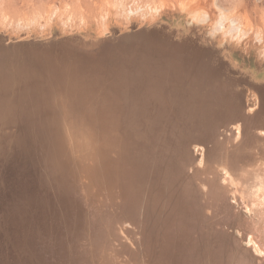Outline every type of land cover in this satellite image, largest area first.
<instances>
[{
  "label": "water",
  "instance_id": "1",
  "mask_svg": "<svg viewBox=\"0 0 264 264\" xmlns=\"http://www.w3.org/2000/svg\"><path fill=\"white\" fill-rule=\"evenodd\" d=\"M185 24L184 27H174L160 21L140 25L131 23L115 38L109 35L110 32L93 39H86L78 34L58 36L54 42L56 48L58 44L72 42L74 46L80 45L75 47L84 54L79 56V59L76 57L77 61L75 58H69L67 62L68 57L56 53L59 55L56 60L60 70L57 71L54 83L56 92L51 99V104L56 105V111L51 112L53 115L60 113L56 123H64L61 114L66 116L85 112L82 110L88 104L86 100L89 102L98 95L101 98L105 96L106 99L115 97L117 100H111L112 105L105 104L110 107V112L107 118L100 120L102 123L125 118L119 121L120 124H130L140 118L141 125L146 126L148 121H152L167 128L165 132L161 129L155 131L159 141H164L161 137H170L171 133L175 135V129L172 127L178 126L175 141H184L183 149L190 157L184 171L187 178L183 173L178 183L190 185L188 176L194 179L195 186L190 189L188 199L186 202L185 199L182 201L188 205V211L193 206L202 208L204 217L197 220L198 226L202 223L199 229L212 230L216 238L221 234L222 239L225 234L228 235V239L224 238V241H228V245L224 244L225 251L229 254L226 264H264V252L259 250L260 254L257 253L250 243L256 234V209L259 203H264V124L255 119L256 114L264 108V78L259 74L263 70L260 68L261 64L255 65L254 69L242 66L232 59V49L228 43L215 41L204 32L201 33L197 25ZM142 31L167 37L173 42L171 46L183 45L185 52L180 50L178 56H150L147 60L140 54L138 46L132 45L131 53L117 55L113 54L117 52H112V46L107 49L102 47L104 43L131 42L129 40L136 37L134 34L138 32L141 34L137 35V38L147 36V33ZM71 38L77 40L70 41ZM38 39L48 44L46 38H14L0 31V50L15 45L42 46ZM114 39L117 41H110ZM25 42L27 43L24 44ZM95 50L97 53L89 54V51ZM118 55L129 61L118 63ZM11 59L7 60V64L14 66L15 62H10ZM114 62L119 71L125 72L126 79H131L128 81L132 82V87H129L131 93H143L135 91L140 86L147 90H143V94L150 96L152 87L166 85L158 90L161 92V95H158L159 105L155 106L152 101L146 105L140 100L135 106L134 99L130 102L119 98L121 91L117 93L119 88L112 83L118 74L116 72L104 71L93 76L91 66L106 69L113 67ZM170 62L179 67L176 72L169 68ZM29 64L32 66L34 62L30 61ZM31 81L37 83L34 77H31ZM175 83L179 91L171 90ZM123 87L120 89L123 90ZM67 99L74 104V113H65ZM93 103L89 102L94 111L96 105ZM124 108L129 109L132 116L116 115L117 110ZM154 110H158V113H154ZM80 111L82 112L78 113ZM155 116L159 119H155ZM16 117L19 120L22 117L20 123L16 119L12 122V127L6 128L0 114V156L11 153L12 157L20 151L12 152L20 146L19 139V145L15 139L18 138L19 132L24 131L21 122L27 118L19 115ZM48 120L42 119L47 122ZM134 122L132 126L136 127ZM142 136H145L144 139L149 137L147 132ZM73 144V140L68 137L66 152L71 161L67 162L72 163L75 173L67 176L65 172L59 173L57 167L56 176L60 177L56 178V186L52 192L44 195L50 200L52 194L56 193V205L51 206L53 212L45 218L47 225L43 227V233L46 236L42 240L36 239L40 241V245L37 244L36 250L31 249L33 252L29 256L20 249L15 251L17 248H11V243L7 245L5 242L6 237L0 236V264H38L39 260L44 264H78L77 252H86L84 259L88 262L91 258V264H159L155 261L143 262L141 253L144 254L147 249L146 232H143L141 226H137V217L131 215L129 207L135 202V196H139L141 192L159 195L164 185L159 186L156 181L146 179V173L150 172L147 169L140 184L131 179L132 182L127 180L125 187L115 182L108 185L104 180L92 176L93 171L97 173L98 170L104 169L105 166H100L98 162L101 160L96 161L92 152L84 148L76 149ZM142 150L144 153H152L149 143H145ZM97 152H100L99 148ZM228 161L234 162L233 167L229 166ZM5 176L7 175L2 178L0 176V214L6 216L8 213L13 216L24 206V195L29 190L25 182L16 187L15 183L9 186L11 183L8 185L9 181L5 182ZM49 186L50 184H47V187ZM136 191L139 194L135 195ZM167 192L169 191L165 193ZM246 211L250 217L245 215ZM101 217L112 218L114 224L111 230L102 231V236L93 231L94 227L101 228L105 224ZM141 217L142 213L138 220ZM76 218H82L81 223L77 224ZM84 221L86 224L83 225ZM82 226L86 232L78 235L75 228ZM31 227L36 228L34 222ZM32 229H27L26 232L34 239L31 236ZM55 233L56 238L51 237ZM196 248L201 249L197 246ZM19 253L20 257L14 255ZM206 262L210 261L200 258L198 264H208Z\"/></svg>",
  "mask_w": 264,
  "mask_h": 264
},
{
  "label": "bare ground",
  "instance_id": "2",
  "mask_svg": "<svg viewBox=\"0 0 264 264\" xmlns=\"http://www.w3.org/2000/svg\"><path fill=\"white\" fill-rule=\"evenodd\" d=\"M218 21V25L222 26V20ZM150 39L147 42L146 37L135 38L136 41L134 42V46L137 45L139 47V43L151 45L149 46L151 50L148 49V54L145 49L140 50L139 48L140 54L144 55L146 57L145 59H149L150 56L160 57L164 54L172 56H174V54L177 55L176 53H178V50H175L174 46L166 47L165 44H162L161 39H159L157 35ZM26 43L27 42L24 44ZM171 44L172 43L170 42L169 45ZM43 46L44 45L35 46L34 44L26 46L15 45L11 48L2 51L0 50V105H3L0 106V114L2 115L3 125L5 127H12V122L16 119L19 120V118L16 117L18 115L27 118L21 122V127L24 131L22 130L21 133L19 132L17 135L18 138L15 139V142L18 145L19 139L20 146L12 150V152L20 151L14 153L12 157L11 153H8L5 156H0V176L2 178L4 175H7L5 176V182L9 181L8 185L11 183L9 186L14 185L15 183L14 187H16L25 182L26 188L29 190V192L27 191L24 195V206L17 214L13 216H10L8 213L6 216L2 213L0 214V236H5L7 239L5 241L7 245L11 243V248H17L15 251L20 249L22 253H28V256L29 254L31 255L33 250H36L35 247L37 244L40 245L39 240H42L44 236H46L43 233V227L47 225V220L45 221V218L53 212L51 206L56 205V193L52 194L53 197H51L50 200L44 195L52 192L54 190L53 187L56 186V178L60 177L56 176L57 167L59 173L65 172L67 176L75 171L71 165L72 163L67 162L71 160L68 158V153L66 152L68 146L66 141L70 136L69 131L70 133L74 132L75 128L69 124L70 121L68 119V121L65 120L64 123L60 124L61 126L58 129L56 115H53L51 112L56 111V105L51 104V99L56 92V85H54V83H56L57 71L60 70L57 68L59 64L56 57L63 54V56L65 55V57H68V62L69 52L64 54L58 49V52H56V44H54L52 48H45ZM56 53L59 55H56ZM127 53H131L130 48L127 50L126 54ZM45 54H48V56ZM9 59H11L10 62H15L14 66H12V64H10V66L7 64V60L9 61ZM75 60L77 61V59ZM30 61L34 62L32 66L29 64ZM117 61L118 63H121L129 60L120 56ZM114 64L116 63L112 64L113 67H110L109 73H118L112 80V83L114 82V86L119 88L117 93L121 91V93L118 94L119 98L126 99L130 102L134 99L136 101L134 102L135 106L140 103V100L141 103L146 105L150 101H152L155 106L159 105L160 97L158 95H161V92L158 90L165 88L166 85H155L152 87V91L150 92L151 97L144 95V91L147 90L140 86L135 91H141L143 93L139 92L140 95L131 93L129 87H132V82L128 83L131 79H126L125 72L119 71L118 66ZM170 64L171 67L169 68L173 70V72H176L179 67H176L177 65L172 64L171 62ZM93 73L96 74L98 72L95 71ZM29 77L30 79L28 80L27 78ZM31 77H34L37 80V83H32L33 81H31ZM262 77L264 78V73L262 74ZM161 83L163 84V82ZM122 87L123 90L120 89ZM171 90L179 91L176 83L172 85ZM143 98L144 100L142 101ZM99 99L103 101L99 104L101 109L98 108V110H96V107H94V111L90 109L87 112V125H96L103 117L107 118V114L110 112V107L105 106V104L108 103L109 105H112L113 103H110L111 100L117 102L115 97L106 99L104 96L102 98L99 97ZM66 102V106L70 108V105L72 104L70 99H67ZM128 110L129 109L126 108H124V110L119 109L116 111V115H122L124 117L132 116L131 112ZM154 113H158V110H154ZM260 115L264 117V110ZM257 116L258 113L255 117ZM91 118L94 122H92ZM133 118L134 117H132V119ZM42 119L49 120L47 122L42 121ZM123 119L105 122L103 124L104 127L101 125L103 129L95 131L98 132V136L101 137L100 142L94 141V138L91 140L92 138H88V135L86 137L84 136L86 140L84 141V146H87L90 141H94L92 146H90V148L87 147L88 149L86 150L92 152L96 161L99 159L101 160V162L98 161L99 164H101L100 166H105L103 167V170H98L97 173H93V176L104 180L108 185L115 182L116 184L125 187V185L128 184L127 180L132 182L131 179L136 180V182L140 184L147 169L150 172L146 173V179L151 180V182L156 181L159 186L164 185V188L160 190L159 193L161 194L159 195H150L149 193L141 192L139 196H135V202H132L129 209L131 210V215L137 217V219H135V221H138L137 226L145 224L142 220H146L148 212L154 214V206L157 203V209L160 211V214H179L182 219L180 224L182 227H179L183 228L182 233L176 232L171 234L167 232L160 235L158 238V236L152 232L153 229L148 230L152 239L154 237L159 240L153 243L152 246L153 249H156V253L154 252L152 253L153 255L149 257L147 256L146 258V254H144L142 256L143 262L146 261L150 263L155 261L159 264H196L199 262L200 258L203 260L207 258L209 261L215 256L213 258L215 263L212 264H226V262L229 261V258H227L229 254L224 252L221 249L222 246L220 247L219 244H211L210 240L214 235L211 236L207 234L206 241L204 242V246H207L202 247L195 254L192 248H189L187 252L183 251L184 249L181 248L184 240L183 237H188L190 230L194 226L199 228V226L202 225L201 223L198 226L197 220L202 216L204 217V214L202 208L197 206H193L191 210L188 211V205H185L182 201L185 199L186 202L188 199V193L190 189L195 186V183L194 179H191L192 176H188L190 185L184 182L178 183L181 175L185 171L186 164L190 162V157L187 155L186 150L183 149L184 141L181 139H179V142L175 141L177 139L176 136L178 135V126L172 127L175 129V135L171 133L170 137H161L164 141H159L158 135L155 131L158 129L164 131L167 128L152 121H148L149 124L146 126L141 125L140 118H138V120L136 118L135 122L131 119L136 127L132 126L134 125L132 124L133 122L130 124H120L121 122L119 121H122ZM155 119L159 118L155 116ZM21 120L22 117L19 120V123ZM37 121L39 124H36ZM259 121H261L260 123L262 124L264 123L261 119H259ZM77 126H79V122L77 123ZM82 129H79V131ZM61 132H64L66 136L65 145L60 137ZM145 132H147V135L149 136L147 139H144L145 136H142ZM89 135L92 137L91 134ZM168 139L170 140L167 141ZM145 143H149V150H151L152 153L148 151L145 153L143 152L142 146ZM98 148L100 152H97ZM112 154H115V156L112 157ZM228 164L230 167H233L234 162L228 161ZM183 176L185 177V174H183ZM47 184H50V186L47 187ZM167 184L171 185L167 186ZM182 185L183 188H181ZM166 191L169 192L165 193ZM181 193L185 198L182 197ZM137 194L139 193L136 191L135 195ZM146 203L147 205L150 204L147 206L148 208L142 207ZM188 204H190V202H188ZM184 205L185 208L183 209L182 207ZM145 208H147L146 213L140 210ZM9 213L11 214V212ZM141 213L143 215L141 219H143L138 220ZM32 222H34V225L36 226L34 229L31 227ZM75 222L77 224L81 223L80 218H76ZM82 224H85V221L82 222ZM27 229L29 231L32 229L31 236H33L34 239L30 238L27 234ZM82 229L83 226L75 228V232L80 235ZM51 237L56 238V233ZM162 237H166V239L164 240ZM227 237L228 235H225V238ZM37 238L39 240H36ZM146 241L151 244L150 239H147ZM201 242H203V239ZM197 247L199 246L197 245ZM221 254H223V257H221ZM14 255L17 257L21 256L20 253ZM20 262L23 263L22 261ZM206 263L211 264L210 262ZM38 264L44 263L39 260Z\"/></svg>",
  "mask_w": 264,
  "mask_h": 264
},
{
  "label": "rangeland",
  "instance_id": "3",
  "mask_svg": "<svg viewBox=\"0 0 264 264\" xmlns=\"http://www.w3.org/2000/svg\"><path fill=\"white\" fill-rule=\"evenodd\" d=\"M218 20H222V26L218 25ZM158 21L174 27H184V25H186L185 23L197 25L201 33L204 32L215 41L228 43L232 49L230 55L234 61L251 69H254L255 65L261 64L260 68L263 71L259 72V74L262 75L264 73V0H0V31L4 32L8 37L14 38H46L45 40L48 41V44H46L44 40L41 41L42 39H38V42H41L45 48H52L54 44H56L54 42L58 36L78 34L86 39H93L110 32L109 35L115 38L121 30L127 29L131 23L140 25L151 24ZM138 33L134 35L137 37V35L141 34L140 32ZM142 33H147V36H145L147 42L151 37L157 35V37L161 39L162 44H165L166 47L174 46L175 50H178V52L180 50L182 53L185 52L183 45L176 44L171 46L173 42L169 45L170 40H168L167 37L163 38L160 34H150V32L144 31H142ZM136 37L131 38L129 40L131 42H117L114 44L104 43L102 47L107 49L108 46H112V52L116 51L117 53H113L116 55L126 53L131 45H134ZM71 39L70 41L77 40L76 38ZM117 39L119 41L122 40V38ZM110 41L117 40L114 39ZM69 43H63L62 45L58 44L56 50L58 49L64 54L69 52V58L76 59V57H78L79 59V56L83 55L84 52H81V50L75 46L80 47V45L76 44L74 46L72 42ZM139 44V48L145 49L148 54V49H150L149 46L151 45ZM94 53H97V50L89 51V54ZM98 53L100 52L98 51ZM174 56L178 55L174 54ZM119 58L120 55L116 57V60H119ZM91 69L93 70L92 73L95 71L100 73L104 71L109 72L110 67L105 69V67L99 68L97 66H91ZM96 75L97 73H93V76ZM86 102L88 104L86 107H83L84 109L82 110L85 112L80 111L78 113H82L76 115L70 114L69 112L74 113V104L72 103L70 108L67 107V109L64 110L66 114L70 115H60L63 117L64 121H68L69 119V124L75 128L76 132L70 133L69 131V139L73 140L75 148L79 150L83 148L86 150L88 149L87 147L90 148L94 141L100 142L101 137H99L98 132L95 131L101 130L103 129L102 127H104V123L99 121L96 125H87L88 122L86 119L87 112L92 109L89 102H94L93 105H96V110H98V108L101 109L99 104L103 101H101L97 95L91 98L89 102L86 100ZM262 111L258 112V116L255 117L256 120L261 119L264 121V117L260 115ZM58 114H56V118ZM78 122L79 126H77ZM60 124L62 123H58V129L61 126ZM101 125L103 126L101 127ZM79 129L82 130L79 131ZM89 134H91L92 137ZM87 135L88 138H92L91 140L94 138V141H90L87 146H84V141H86L84 136L86 137ZM60 137L65 145V133L61 132ZM92 157L94 158L95 156L92 155ZM184 174L186 177V172ZM181 188H183V185ZM148 205L146 203L142 207H147ZM258 206L255 213L257 223L256 234L253 236L254 239L251 238L250 243L253 244L254 250L260 254L259 250L264 252V203H259ZM147 208L140 210L146 213ZM157 208L158 203L154 206V214L148 212L146 220H142V222L145 223L141 226L142 230L146 232V238L151 240V244L146 241L145 246L147 249L144 251V254H146L145 258L153 255L152 253L156 250L152 248L153 243L159 240L154 237L152 239L148 230L153 229L152 232H154L158 238L160 235L167 232L173 234L176 232L182 233L183 231V228H179L182 227L180 225L182 219L179 214H160ZM245 215L250 217L247 211ZM101 220L104 221L105 224L101 226V228L94 227L93 231L96 235L102 236V231L111 230L114 224L112 218L101 217ZM80 221H82V218H80ZM85 232L83 228L80 235L85 234ZM207 234L213 236L214 232L212 230L201 231L197 226H194L190 230L188 237H183L184 240L182 238L183 245L181 248H183L185 252H187L189 248H192L195 254L199 250L195 249L197 245L201 248L207 246H204ZM225 235L223 239L221 234L219 238L213 236L210 240L211 244H219L220 247L222 246L221 249L224 252H226L224 244L228 245V241H224ZM228 238L229 237H227V239ZM202 239L203 242H201ZM215 239H221V245L219 240L216 241ZM86 254V252H77L78 257L76 262L78 264H91V258H89L88 262L84 259ZM144 254L141 253V258ZM221 257H223V254H221ZM213 258L209 260L211 264L215 263ZM227 258H229V256Z\"/></svg>",
  "mask_w": 264,
  "mask_h": 264
}]
</instances>
